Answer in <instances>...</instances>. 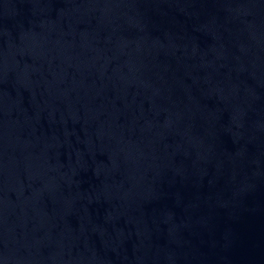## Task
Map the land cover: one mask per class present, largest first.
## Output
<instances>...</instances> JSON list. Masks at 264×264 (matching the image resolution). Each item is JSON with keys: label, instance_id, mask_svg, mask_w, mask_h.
Masks as SVG:
<instances>
[{"label": "water", "instance_id": "water-1", "mask_svg": "<svg viewBox=\"0 0 264 264\" xmlns=\"http://www.w3.org/2000/svg\"><path fill=\"white\" fill-rule=\"evenodd\" d=\"M0 264H264V0H0Z\"/></svg>", "mask_w": 264, "mask_h": 264}]
</instances>
